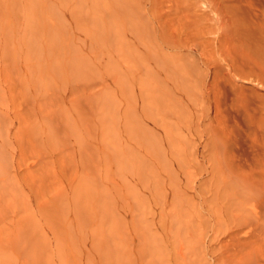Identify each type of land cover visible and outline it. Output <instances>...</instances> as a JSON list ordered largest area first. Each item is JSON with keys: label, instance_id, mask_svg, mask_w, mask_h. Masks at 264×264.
Here are the masks:
<instances>
[{"label": "rangeland", "instance_id": "374dc122", "mask_svg": "<svg viewBox=\"0 0 264 264\" xmlns=\"http://www.w3.org/2000/svg\"><path fill=\"white\" fill-rule=\"evenodd\" d=\"M206 1L0 0V264H202Z\"/></svg>", "mask_w": 264, "mask_h": 264}, {"label": "bare ground", "instance_id": "6f19581e", "mask_svg": "<svg viewBox=\"0 0 264 264\" xmlns=\"http://www.w3.org/2000/svg\"><path fill=\"white\" fill-rule=\"evenodd\" d=\"M207 1L219 59L207 57L201 94L213 150L202 264H264V0Z\"/></svg>", "mask_w": 264, "mask_h": 264}]
</instances>
